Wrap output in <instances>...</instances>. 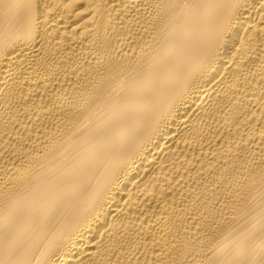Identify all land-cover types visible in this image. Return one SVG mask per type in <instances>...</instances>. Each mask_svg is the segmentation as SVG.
Segmentation results:
<instances>
[{
  "label": "bare ground",
  "instance_id": "1",
  "mask_svg": "<svg viewBox=\"0 0 264 264\" xmlns=\"http://www.w3.org/2000/svg\"><path fill=\"white\" fill-rule=\"evenodd\" d=\"M0 264H264V0H0Z\"/></svg>",
  "mask_w": 264,
  "mask_h": 264
}]
</instances>
